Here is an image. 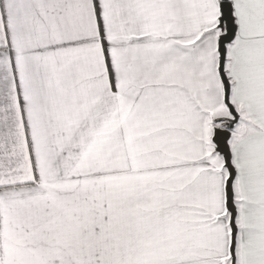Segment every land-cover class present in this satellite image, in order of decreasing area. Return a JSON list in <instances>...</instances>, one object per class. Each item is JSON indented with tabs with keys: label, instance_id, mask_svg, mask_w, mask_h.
Segmentation results:
<instances>
[{
	"label": "snow or ice",
	"instance_id": "1",
	"mask_svg": "<svg viewBox=\"0 0 264 264\" xmlns=\"http://www.w3.org/2000/svg\"><path fill=\"white\" fill-rule=\"evenodd\" d=\"M0 264H264V0H0Z\"/></svg>",
	"mask_w": 264,
	"mask_h": 264
}]
</instances>
